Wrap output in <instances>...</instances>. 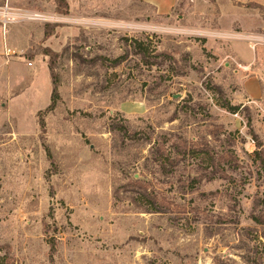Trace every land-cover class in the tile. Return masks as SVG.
Returning <instances> with one entry per match:
<instances>
[{
	"label": "rangeland",
	"instance_id": "rangeland-1",
	"mask_svg": "<svg viewBox=\"0 0 264 264\" xmlns=\"http://www.w3.org/2000/svg\"><path fill=\"white\" fill-rule=\"evenodd\" d=\"M229 1L0 0V264H264V8Z\"/></svg>",
	"mask_w": 264,
	"mask_h": 264
},
{
	"label": "crops",
	"instance_id": "crops-1",
	"mask_svg": "<svg viewBox=\"0 0 264 264\" xmlns=\"http://www.w3.org/2000/svg\"><path fill=\"white\" fill-rule=\"evenodd\" d=\"M144 4L149 5L150 8L155 9L157 14L163 15V14H170L173 8L176 6L177 2L179 0H139ZM247 4H254L264 7V0H230L227 4V8L230 11L229 17L233 21H240L242 22L243 28H255L258 26H261V22L258 19H256V16L259 17V15L255 13H249L245 12L244 10L247 9ZM260 19V17H259ZM245 25V27H244ZM246 36H242L238 42L235 43L233 54L238 58L241 62L247 63L248 66H244L246 69L249 68L252 65L253 59L255 57L254 52L250 54V47L246 40H244ZM7 50L11 51V48L7 47ZM4 51V45L3 41L1 39V33H0V53ZM260 79H257L255 77H252L250 85H246L247 88H250L252 86V92L250 93L252 97H260L263 94V89L260 84ZM257 81V82H256ZM257 84V86H256Z\"/></svg>",
	"mask_w": 264,
	"mask_h": 264
},
{
	"label": "trees",
	"instance_id": "trees-1",
	"mask_svg": "<svg viewBox=\"0 0 264 264\" xmlns=\"http://www.w3.org/2000/svg\"><path fill=\"white\" fill-rule=\"evenodd\" d=\"M61 4H64L65 7H67V2L66 0H58ZM254 5V4H252ZM259 8H262V6H259V5H255ZM264 8V7H263ZM67 9V8H66ZM120 60H116L115 62L118 63ZM54 84V88H53V94H52V102L49 106V108H52L55 104H56V98L58 97V93H57V84L56 82L53 83ZM143 183H145L143 180H139V179H136L132 185L133 186H136L139 191V197H137V200L143 204L144 206H147L148 210H152V212H162L161 208L158 207L156 201L153 199H151V194L147 192V187L146 185H144Z\"/></svg>",
	"mask_w": 264,
	"mask_h": 264
}]
</instances>
